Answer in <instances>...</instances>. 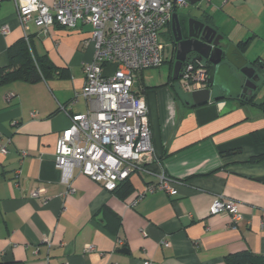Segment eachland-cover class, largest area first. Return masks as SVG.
<instances>
[{
	"label": "crops",
	"instance_id": "crops-1",
	"mask_svg": "<svg viewBox=\"0 0 264 264\" xmlns=\"http://www.w3.org/2000/svg\"><path fill=\"white\" fill-rule=\"evenodd\" d=\"M217 3L219 26L205 11L211 24L229 42L247 40L243 53L261 66L264 86V0ZM91 29L53 24L44 30L31 19L34 55L49 59L61 75L0 83V143L10 141L8 152L0 153V264H226L231 253L264 254L261 90L254 91V103L215 96L194 106L175 90L171 63L165 81H147L150 68L136 72L133 90L148 106L155 149L151 173L132 172L129 190L109 191L75 168V192L67 193L55 153L72 114L88 107L83 95L75 97L85 83L83 64L94 55ZM21 37L15 1L0 0V68L8 67V48ZM162 173L175 180L177 192H147L131 205ZM34 188H44L46 203L30 196ZM219 197L237 202L242 218L236 228L227 213H210Z\"/></svg>",
	"mask_w": 264,
	"mask_h": 264
},
{
	"label": "built area",
	"instance_id": "built-area-1",
	"mask_svg": "<svg viewBox=\"0 0 264 264\" xmlns=\"http://www.w3.org/2000/svg\"><path fill=\"white\" fill-rule=\"evenodd\" d=\"M18 18L29 43L28 23L47 29L57 24L74 29L78 25L92 27L87 42L94 44V55L83 64L85 83L77 93L83 95L88 107L84 113H73L70 125L60 135L55 163L61 170V180L70 185L73 170L98 181L109 191L129 177L132 172L151 173L154 156L148 106L143 95L133 90L136 72L159 67L164 62V45L159 35L178 9L189 0H14ZM211 1V0H208ZM1 31L8 33L9 27ZM107 66H113L111 72ZM208 68L197 62L189 63L177 79L188 93L207 86ZM32 111L31 115L36 116ZM10 141L0 143V153L8 152ZM26 154V152H22ZM21 170L15 171L19 184ZM163 190L177 192L175 180L164 173L146 184L130 203L137 204L147 192ZM30 196L46 203L49 197L44 188H34ZM210 213H227L232 227L242 218L238 204L231 198L219 197ZM169 246L168 241H163ZM92 245H87L92 250ZM66 264V263H65ZM143 264H150L145 260Z\"/></svg>",
	"mask_w": 264,
	"mask_h": 264
},
{
	"label": "water",
	"instance_id": "water-1",
	"mask_svg": "<svg viewBox=\"0 0 264 264\" xmlns=\"http://www.w3.org/2000/svg\"><path fill=\"white\" fill-rule=\"evenodd\" d=\"M202 0H189L190 4L198 5ZM197 11L202 10L197 6ZM180 19H187V15L174 12L172 15L173 22H179ZM194 21L197 32L191 34L192 38L187 40L186 46H181L176 55L172 73L173 81L177 80L184 72L186 66L194 61L209 62L207 86L203 89L195 90L190 93L192 105H203L208 103L215 96L214 88L224 92L225 97L239 98L246 94L247 89L256 91L259 85L255 83L254 78L259 74L256 68L251 66L245 57L243 51L239 49L237 43L229 42L224 35L202 21L194 18L189 19V23ZM191 30V28H190ZM183 55H180V54ZM184 55H190L191 58L185 59ZM234 70H238L245 78L243 81ZM124 252L126 248L119 249Z\"/></svg>",
	"mask_w": 264,
	"mask_h": 264
},
{
	"label": "trees",
	"instance_id": "trees-1",
	"mask_svg": "<svg viewBox=\"0 0 264 264\" xmlns=\"http://www.w3.org/2000/svg\"><path fill=\"white\" fill-rule=\"evenodd\" d=\"M246 45L247 40H242L237 43V46L241 51L245 50ZM8 54L10 62L7 68H0V83L13 80L35 82L42 77L47 78L53 74L61 75V71H59L58 67L53 65L49 59L44 56L37 57L34 55L30 41L28 43L24 37H21L15 43L10 45L8 48ZM165 61L166 59L164 58V62ZM170 63L172 68V57ZM254 98L255 94L254 97L249 99L247 102L254 103ZM260 106L263 107V104ZM262 158L263 156H258L252 160L259 161ZM130 188L131 183L129 182V179L126 178L121 181L113 191L117 189L129 190ZM225 262L226 264H264V254L257 255L248 250L239 251L227 255L225 257Z\"/></svg>",
	"mask_w": 264,
	"mask_h": 264
},
{
	"label": "flooded vegetation",
	"instance_id": "flooded-vegetation-1",
	"mask_svg": "<svg viewBox=\"0 0 264 264\" xmlns=\"http://www.w3.org/2000/svg\"><path fill=\"white\" fill-rule=\"evenodd\" d=\"M206 9L204 10H200V11H189V12H180V11H176L179 14H183V15H187L188 16V20L187 19H180L179 22H173L172 19L170 20V22L166 25L169 28L170 31V44L172 46V73H173V68H174V62L176 59V55H177V51L181 46H186L187 40H190V38H192L191 34H195L197 32V30L195 29L196 26L198 27V24L195 23L194 21H191V23H189V19L194 18L196 20L202 21L205 24H208L210 26L213 27V25L211 24L209 17L207 16V14L205 13ZM191 28V30H190ZM180 55H183L182 53ZM185 59L187 58H191L190 55H184ZM201 63L203 64L206 68H209V62L207 60H203L202 62H198V61H194V63ZM249 64L253 67L256 68V72L259 74V77H255L254 81L255 83H257L259 85L260 83V79H261V66L257 64V62H249ZM209 70V69H208ZM236 72L237 75H239L241 77V79L244 81L245 78L244 76L238 71V70H234ZM171 73V74H172ZM213 95L214 96H225L224 92H222L221 90H219L217 87L214 88L213 91ZM252 97H254V91H251L250 89H247L246 94H243L242 97H239L238 99L241 100H246L248 101L249 99H251ZM191 99H188V102H190Z\"/></svg>",
	"mask_w": 264,
	"mask_h": 264
},
{
	"label": "rangeland",
	"instance_id": "rangeland-1",
	"mask_svg": "<svg viewBox=\"0 0 264 264\" xmlns=\"http://www.w3.org/2000/svg\"><path fill=\"white\" fill-rule=\"evenodd\" d=\"M220 2V0H202L200 3H198V5H192L189 3L188 6H185L182 8V10L180 12H189V11H195L197 9V6L201 7L202 10L204 9H208L210 11H212V13H214L216 20L218 21V26L220 25V18H222V11L220 10H216V8L218 6H216L218 3ZM222 12V13H221ZM221 13V14H220ZM170 31L169 28L166 26L162 29L160 35H159V40L160 42L164 45V57L166 59L165 62H163V64L159 67H153L150 68L148 70L145 71L144 75L147 81H152V83L156 82V81H161V80H166L167 78V73L168 70L170 68V60H171V56H172V46L170 44ZM262 83H260L261 85ZM174 88L175 90L178 92V95L183 97V98H190V93L186 92L185 90H183L180 85L178 84V80L174 82ZM262 88V89H261ZM258 90L264 91V86L261 85L260 88ZM138 175V174H136Z\"/></svg>",
	"mask_w": 264,
	"mask_h": 264
}]
</instances>
